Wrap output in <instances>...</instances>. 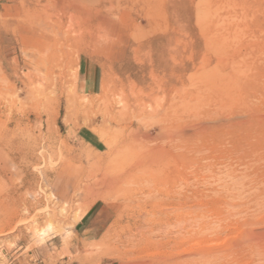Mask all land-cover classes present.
Returning a JSON list of instances; mask_svg holds the SVG:
<instances>
[{"label": "rangeland", "instance_id": "obj_1", "mask_svg": "<svg viewBox=\"0 0 264 264\" xmlns=\"http://www.w3.org/2000/svg\"><path fill=\"white\" fill-rule=\"evenodd\" d=\"M0 264H264V0H0Z\"/></svg>", "mask_w": 264, "mask_h": 264}, {"label": "bare ground", "instance_id": "obj_2", "mask_svg": "<svg viewBox=\"0 0 264 264\" xmlns=\"http://www.w3.org/2000/svg\"><path fill=\"white\" fill-rule=\"evenodd\" d=\"M6 144H7V147H10V148H11L12 145H11L10 143H6ZM6 144H5V146H6ZM3 145H4V144H3ZM6 154H7V153H6ZM7 155H8V154H7ZM2 167H3V169H4V166H3V165H2ZM2 167H1V168H2ZM6 169H7V168H6ZM250 225H251V224H250ZM247 238H249V237H247Z\"/></svg>", "mask_w": 264, "mask_h": 264}]
</instances>
